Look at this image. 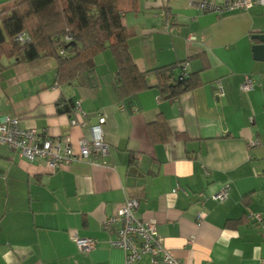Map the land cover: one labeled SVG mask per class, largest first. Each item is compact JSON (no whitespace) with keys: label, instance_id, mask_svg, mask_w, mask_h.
<instances>
[{"label":"crops","instance_id":"crops-1","mask_svg":"<svg viewBox=\"0 0 264 264\" xmlns=\"http://www.w3.org/2000/svg\"><path fill=\"white\" fill-rule=\"evenodd\" d=\"M121 4L132 34L127 49L149 73V89L133 97L119 95L109 49L94 59L93 86L60 83L55 58L2 59L0 121L19 118L23 128L78 149L102 116L109 154L52 171L0 142V264H125L104 222L126 199L138 202L136 218L157 224L180 264H264V229L247 216L264 221V60L256 51L264 46L257 38L264 36V7L219 15L190 0ZM166 23L176 31H165ZM177 63L197 86L168 99L153 72ZM247 76L256 82L249 93L241 89ZM60 100L81 103L79 124L72 113H58ZM228 183V200H214ZM77 238L99 243L83 252ZM135 264H152L151 256Z\"/></svg>","mask_w":264,"mask_h":264},{"label":"trees","instance_id":"trees-1","mask_svg":"<svg viewBox=\"0 0 264 264\" xmlns=\"http://www.w3.org/2000/svg\"><path fill=\"white\" fill-rule=\"evenodd\" d=\"M122 0H10L0 4V71L2 59L14 64L55 58L59 63L58 81L93 86L95 57L112 51L116 61V89L130 98L149 89L148 74L134 63L127 42L132 34L123 25ZM28 35L21 43L18 37ZM184 63L154 70L157 88L168 99L193 90L191 74L183 79ZM181 69L177 78L176 70ZM75 102L60 100L59 114L73 113Z\"/></svg>","mask_w":264,"mask_h":264},{"label":"built area","instance_id":"built-area-1","mask_svg":"<svg viewBox=\"0 0 264 264\" xmlns=\"http://www.w3.org/2000/svg\"><path fill=\"white\" fill-rule=\"evenodd\" d=\"M190 4L201 11L213 12L222 15L231 11H248L254 6L264 7V0H190ZM165 14V13H164ZM163 14V15H164ZM164 30L174 33L176 28L170 24H164ZM21 43L28 41L27 34L18 37ZM186 65L183 67V76L187 77ZM255 80L247 76L241 89L245 93L251 92L255 87ZM217 95H225L221 83H217ZM85 117L81 103H75L71 123L79 124L75 117ZM98 124L92 127V137L82 138L78 143V149H74L69 142L63 144L60 141L43 138L37 129H27L21 126L19 118L4 116L0 121V142L19 152V154L30 162L42 160L52 171L70 165L73 162L82 161L94 164V156L106 157L109 154V145L106 142L104 122L102 116L98 118ZM252 143L251 146H256ZM231 192V184H225L213 199L224 203L228 200ZM138 202L134 199H126L124 206L113 216L104 222V229L114 233L116 237L109 242L113 248H119L124 252L125 264L137 263L143 255H150L152 264H180L179 260L172 257L164 247V241L160 236L157 224L153 221H142L136 218L135 212ZM248 219L255 221L256 225L264 229V221L261 214L248 213ZM200 220L204 218L199 215ZM98 240L92 238H77L75 244L83 252H90L98 245Z\"/></svg>","mask_w":264,"mask_h":264},{"label":"water","instance_id":"water-1","mask_svg":"<svg viewBox=\"0 0 264 264\" xmlns=\"http://www.w3.org/2000/svg\"><path fill=\"white\" fill-rule=\"evenodd\" d=\"M257 38L261 39V40H264V36H257ZM256 51L259 53V54H263V56L261 57L263 60H264V46H258L256 48Z\"/></svg>","mask_w":264,"mask_h":264}]
</instances>
